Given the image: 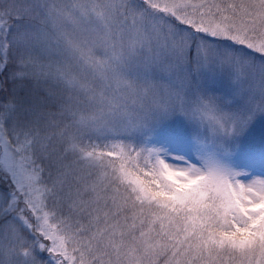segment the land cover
I'll list each match as a JSON object with an SVG mask.
<instances>
[{
  "label": "snow or ice",
  "instance_id": "6c2138e0",
  "mask_svg": "<svg viewBox=\"0 0 264 264\" xmlns=\"http://www.w3.org/2000/svg\"><path fill=\"white\" fill-rule=\"evenodd\" d=\"M0 264H264V0H0Z\"/></svg>",
  "mask_w": 264,
  "mask_h": 264
}]
</instances>
